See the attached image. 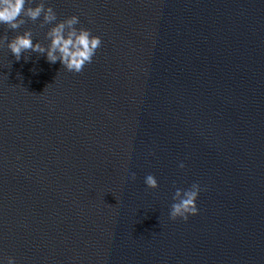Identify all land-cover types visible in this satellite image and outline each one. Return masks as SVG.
Masks as SVG:
<instances>
[{"label": "water", "instance_id": "obj_1", "mask_svg": "<svg viewBox=\"0 0 264 264\" xmlns=\"http://www.w3.org/2000/svg\"><path fill=\"white\" fill-rule=\"evenodd\" d=\"M48 2L102 45L80 73L0 48V255L264 264V0ZM39 23L17 31L46 44Z\"/></svg>", "mask_w": 264, "mask_h": 264}, {"label": "clouds", "instance_id": "obj_2", "mask_svg": "<svg viewBox=\"0 0 264 264\" xmlns=\"http://www.w3.org/2000/svg\"><path fill=\"white\" fill-rule=\"evenodd\" d=\"M27 20L32 22L39 20L41 29L50 26L44 33L46 44L38 40L34 42L31 29H25L22 33L17 31ZM78 25L80 18L75 14L58 19L56 11L48 0H0V26L17 33L11 39L0 36V48L6 46L16 61H20L22 54L37 53L45 56L50 64L59 61L68 72L80 73L86 64L92 62L97 49L102 45V40L90 29ZM29 57V55L23 56L26 62ZM179 167L183 168L184 164L181 163ZM130 175L131 179L135 180L136 174L133 172ZM144 183L150 189L159 187L156 177L151 174L145 177ZM200 192L198 183H193L187 190L176 189L173 196L174 203L170 208V218L187 220L189 215L197 214L196 201ZM0 264H17V262L13 256L5 258L0 255Z\"/></svg>", "mask_w": 264, "mask_h": 264}]
</instances>
